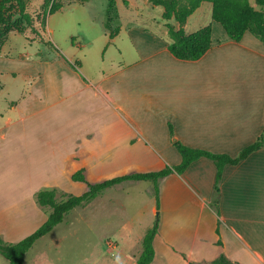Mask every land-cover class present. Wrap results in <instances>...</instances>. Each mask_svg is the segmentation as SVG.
I'll list each match as a JSON object with an SVG mask.
<instances>
[{
    "label": "crops",
    "instance_id": "obj_1",
    "mask_svg": "<svg viewBox=\"0 0 264 264\" xmlns=\"http://www.w3.org/2000/svg\"><path fill=\"white\" fill-rule=\"evenodd\" d=\"M187 21L186 34L206 26L187 31ZM207 25L210 47L196 60L174 57L172 40L162 33L121 27L112 38L104 28L101 42L77 44L108 53L109 62H73L74 52L63 54L51 41L43 50L62 60L22 59L21 69L0 62V79L10 81L0 80L4 242L21 240L46 219L50 209L36 202L37 191H86L85 182L71 179L77 170L92 184L178 165L169 125L181 144L231 157L264 132V41L249 32L234 41L212 18ZM215 172L214 163L201 157L183 173L158 180L157 204L151 181L127 180L78 206L92 215L84 227L93 239L80 240L98 248L91 264H136L156 210L150 264H212L220 256L231 264H264V148L225 165L217 195ZM138 202L143 206L131 212ZM65 226L63 219L37 239L23 264L51 261L36 245ZM84 259L74 264H86ZM0 264L7 263L0 258Z\"/></svg>",
    "mask_w": 264,
    "mask_h": 264
},
{
    "label": "rangeland",
    "instance_id": "obj_2",
    "mask_svg": "<svg viewBox=\"0 0 264 264\" xmlns=\"http://www.w3.org/2000/svg\"><path fill=\"white\" fill-rule=\"evenodd\" d=\"M177 1L181 5H189V0ZM21 2V7L14 1L5 3L4 24L0 25V62L11 64L10 66L13 65L19 69L22 68L23 63H26L22 59L34 60L36 57L39 61L53 58L62 60L59 59L58 54L53 57L54 54L52 56L47 50H43L45 47L51 49L50 41L63 54L70 55L74 52L73 62L79 58L83 63H99L103 58L105 62H109L108 53L103 57L101 50L96 53L94 47L77 45L88 41L95 44L101 42L104 38V28L107 30V24L110 29L142 27L162 33L169 38V27L179 28V24L174 19L168 20L162 17L163 7L153 5L152 0H112L111 5H109L110 0H21ZM52 2L58 3L61 7L56 12L46 15ZM248 2L255 10L261 9V6L256 5L255 0H248ZM211 10L210 2H201L200 6L188 17L187 31H194L198 27L207 25L211 21ZM25 15L30 20L29 22L24 19ZM83 55L86 58H83ZM64 61L68 62L66 59ZM7 78L9 77L4 75L0 80L4 84H9L10 81ZM170 139L174 140V136ZM104 169L107 168L100 167L98 171H104ZM108 170L110 168L106 171ZM148 184L153 186V183ZM129 189L127 191L130 194H136L138 187ZM117 191L124 193L121 190ZM62 194L67 193L57 192V200L62 198ZM142 206L143 203L138 202L130 211ZM81 210L80 207H76L69 211L64 216V223L67 227H57L58 229H54L46 239L50 242L41 241L36 245L37 247L43 245L42 247H45L43 251L51 258V261L48 258L45 264H74L81 258H85L86 264H88L87 261L91 264L93 258L96 257L98 248L94 250L92 244L88 245L86 242L80 244V240L93 239L91 231L84 227V220L92 217L91 211L86 213ZM79 212L81 215L78 214ZM157 213L158 210L155 211L154 222L157 220ZM59 230L66 232L60 236ZM0 258L8 264L4 257L0 255Z\"/></svg>",
    "mask_w": 264,
    "mask_h": 264
},
{
    "label": "trees",
    "instance_id": "obj_3",
    "mask_svg": "<svg viewBox=\"0 0 264 264\" xmlns=\"http://www.w3.org/2000/svg\"><path fill=\"white\" fill-rule=\"evenodd\" d=\"M10 1L16 2L20 7L22 6L21 0H0V25L4 24L3 9L5 3ZM201 2L211 3L212 20L222 26L231 40L239 41L245 32H249L257 39L264 41V0H255L256 5L261 6L259 10H255L248 0H189L188 6L179 4L177 0H152L153 5L163 7L162 17L164 19H174L179 24L178 29H174L172 26L169 27V35L172 42L168 45V50L174 57L181 60H196L210 47V25L203 26L189 34H186L183 30V25L187 18L200 6ZM111 3L112 0H110L109 5H111ZM60 7L58 3L52 2L46 15L56 12ZM24 19L26 22L30 21L26 15ZM106 28L110 38L119 30L118 28L110 29L108 24ZM169 131L170 137H173L174 135L170 125ZM172 143L181 157V161L178 165L166 166L164 169L156 172L137 173L131 171L126 175L116 176L92 184L85 181L83 169H80L71 176V179L86 183L87 189L83 193L79 195L62 194V198L57 200V191L55 189H41L37 191L35 194L36 202L40 206H45L50 209L46 219L32 233L15 243H7L0 238V255L4 257L9 264H23L24 256L34 242L50 232L57 224L61 223L64 216L69 211L91 201L106 188L123 181H151L153 183L152 194L157 204L158 180L171 172L183 173L190 163L201 157L210 159L215 165L216 172L213 188L217 195L223 167L225 165H235L246 158L252 151L264 148V132L251 144L244 147L236 157L191 148L181 144L178 140H173ZM213 204L214 206L217 205L216 199ZM157 228L158 223L156 220L152 227L146 230L142 238V251L136 260V264L151 263L154 257L152 242L157 233ZM214 263L231 264L224 256H220Z\"/></svg>",
    "mask_w": 264,
    "mask_h": 264
}]
</instances>
